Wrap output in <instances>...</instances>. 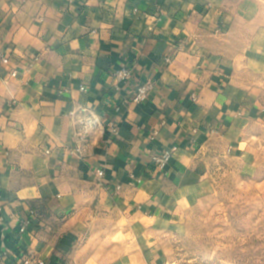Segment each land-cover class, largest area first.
<instances>
[{
    "label": "crops",
    "instance_id": "0c3cea01",
    "mask_svg": "<svg viewBox=\"0 0 264 264\" xmlns=\"http://www.w3.org/2000/svg\"><path fill=\"white\" fill-rule=\"evenodd\" d=\"M261 13L256 0H0V264H171L207 156L258 174ZM83 109L102 128L70 154Z\"/></svg>",
    "mask_w": 264,
    "mask_h": 264
},
{
    "label": "rangeland",
    "instance_id": "374dc122",
    "mask_svg": "<svg viewBox=\"0 0 264 264\" xmlns=\"http://www.w3.org/2000/svg\"><path fill=\"white\" fill-rule=\"evenodd\" d=\"M252 133L258 174L224 153L207 156L201 198L171 239V264H264V118Z\"/></svg>",
    "mask_w": 264,
    "mask_h": 264
},
{
    "label": "built area",
    "instance_id": "2783aa9c",
    "mask_svg": "<svg viewBox=\"0 0 264 264\" xmlns=\"http://www.w3.org/2000/svg\"><path fill=\"white\" fill-rule=\"evenodd\" d=\"M1 60L4 64L8 65L10 60L9 58L3 56L0 54ZM167 62H170V59H166ZM131 75V71L126 66H122L120 69L115 71V76L117 79L125 80L129 78ZM11 76L15 77L16 72L13 71L11 73ZM84 90V89H83ZM150 91L149 85H140L137 87L134 96L133 101L135 103H140L147 99L148 94ZM72 116L74 117V123H75V130L73 134V141L75 142V145L73 148L70 149V154H78L81 155L83 152V147L86 142L89 141L90 136L93 135L97 130H100L102 128L101 120L98 117L97 114L88 111L86 109H83L82 112H74L72 113ZM111 131L114 135L118 134V127L113 125L111 126ZM47 154L50 153V151L46 152ZM172 157V152L170 151H164L158 154L153 155L152 162L158 168L159 170L163 171L167 164L169 163L170 159ZM96 177L98 179V182L101 184L102 179L104 177V171L98 170L96 173ZM136 182L139 184L141 183L140 179H136ZM121 186H117V189H120ZM0 211H2V207L0 205ZM0 252V257H1ZM20 264H46V262L43 259L38 258L31 252L23 253L20 256Z\"/></svg>",
    "mask_w": 264,
    "mask_h": 264
}]
</instances>
